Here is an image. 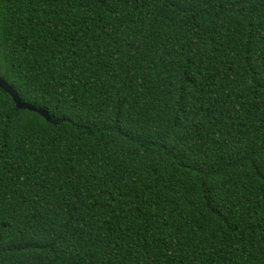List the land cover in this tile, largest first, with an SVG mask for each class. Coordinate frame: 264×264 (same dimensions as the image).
<instances>
[{
  "label": "trees",
  "instance_id": "1",
  "mask_svg": "<svg viewBox=\"0 0 264 264\" xmlns=\"http://www.w3.org/2000/svg\"><path fill=\"white\" fill-rule=\"evenodd\" d=\"M0 264H264V0H0Z\"/></svg>",
  "mask_w": 264,
  "mask_h": 264
},
{
  "label": "water",
  "instance_id": "2",
  "mask_svg": "<svg viewBox=\"0 0 264 264\" xmlns=\"http://www.w3.org/2000/svg\"><path fill=\"white\" fill-rule=\"evenodd\" d=\"M0 90L4 92L5 94L9 95L12 99L15 108L18 110H27L29 112L36 113L40 116H42L46 121L48 122H54L52 121L51 117L48 115V113L42 109V108H36L31 104H27L23 102L17 93L10 87L2 78H0Z\"/></svg>",
  "mask_w": 264,
  "mask_h": 264
}]
</instances>
